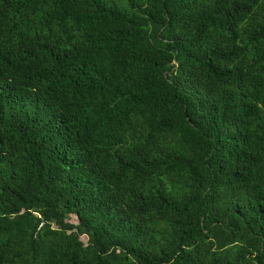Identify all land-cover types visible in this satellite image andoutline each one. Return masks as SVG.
Returning <instances> with one entry per match:
<instances>
[{
    "label": "trees",
    "instance_id": "1",
    "mask_svg": "<svg viewBox=\"0 0 264 264\" xmlns=\"http://www.w3.org/2000/svg\"><path fill=\"white\" fill-rule=\"evenodd\" d=\"M0 264H264V0H0Z\"/></svg>",
    "mask_w": 264,
    "mask_h": 264
},
{
    "label": "rangeland",
    "instance_id": "2",
    "mask_svg": "<svg viewBox=\"0 0 264 264\" xmlns=\"http://www.w3.org/2000/svg\"><path fill=\"white\" fill-rule=\"evenodd\" d=\"M82 240L85 241V242H87L86 238H83Z\"/></svg>",
    "mask_w": 264,
    "mask_h": 264
}]
</instances>
